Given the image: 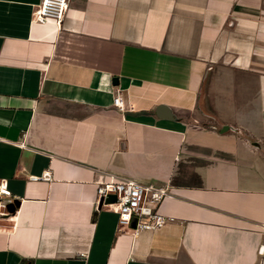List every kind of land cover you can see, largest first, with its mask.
Listing matches in <instances>:
<instances>
[{
  "label": "crops",
  "instance_id": "0c3cea01",
  "mask_svg": "<svg viewBox=\"0 0 264 264\" xmlns=\"http://www.w3.org/2000/svg\"><path fill=\"white\" fill-rule=\"evenodd\" d=\"M40 3L0 0V264H264V0ZM110 179L168 222L120 227Z\"/></svg>",
  "mask_w": 264,
  "mask_h": 264
},
{
  "label": "built area",
  "instance_id": "2783aa9c",
  "mask_svg": "<svg viewBox=\"0 0 264 264\" xmlns=\"http://www.w3.org/2000/svg\"><path fill=\"white\" fill-rule=\"evenodd\" d=\"M68 2L69 0H41L32 12V19L37 22L52 20L60 24L66 13ZM113 105L120 112L126 110L118 90L113 98ZM30 177L35 179L34 176ZM42 177L49 178V172H44ZM167 192L166 186L155 183L143 184L131 179H110L98 185L96 205L99 202L113 205L120 227L130 228L133 232L155 230L164 226L169 219L159 211ZM7 195H10V191L6 185L0 183V197ZM109 195H113L114 200L105 202Z\"/></svg>",
  "mask_w": 264,
  "mask_h": 264
},
{
  "label": "water",
  "instance_id": "95a60500",
  "mask_svg": "<svg viewBox=\"0 0 264 264\" xmlns=\"http://www.w3.org/2000/svg\"><path fill=\"white\" fill-rule=\"evenodd\" d=\"M112 82L114 83V84H117V82H118V78L117 77H114L113 79H112ZM162 110V109H161ZM138 113H144V112H130L129 111V114H131V115H135V114H138ZM157 113V115H160V111H157L156 112ZM225 128L224 129H227L226 128V126H224ZM114 200V196L113 195H109L108 196V198L106 199V201L107 202H110V201H113ZM18 204V201H14L13 203H12V205H17ZM135 224H134V222H132V226H134Z\"/></svg>",
  "mask_w": 264,
  "mask_h": 264
}]
</instances>
